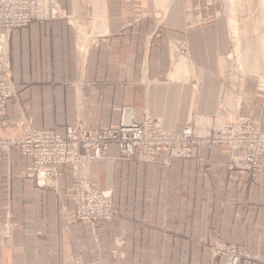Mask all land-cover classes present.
Segmentation results:
<instances>
[{
    "label": "crops",
    "instance_id": "crops-1",
    "mask_svg": "<svg viewBox=\"0 0 264 264\" xmlns=\"http://www.w3.org/2000/svg\"><path fill=\"white\" fill-rule=\"evenodd\" d=\"M157 2L58 0L63 17L13 28L17 98L2 111L3 132L19 133L24 121L62 134L76 122L105 129L124 108L197 135L249 115L264 128V94L223 71L222 25ZM195 150L189 158L160 150L146 162L109 144L85 168L115 210L94 226L74 218L70 171L42 186L18 148L0 152V264H224L216 242L236 243L240 264H264V157L249 172L229 168L223 146Z\"/></svg>",
    "mask_w": 264,
    "mask_h": 264
},
{
    "label": "built area",
    "instance_id": "built-area-1",
    "mask_svg": "<svg viewBox=\"0 0 264 264\" xmlns=\"http://www.w3.org/2000/svg\"><path fill=\"white\" fill-rule=\"evenodd\" d=\"M63 15L64 10L57 0H0V150L16 147L22 155L29 156L32 159L31 175L42 186L55 188L58 166L72 164L76 159H81L76 164L83 166L91 156L100 157L110 143L119 147L122 156L146 162L154 161L160 150H164L167 158H188L196 148L210 144L232 148L230 151L237 153L241 169L255 164L256 158L264 155V130L247 118L224 122L197 135L191 126L180 131L168 130L160 119L149 115L134 119L128 109L117 126L103 130L88 131L81 126H68L65 133L60 134L55 129H35L24 121L19 134H5L1 127L2 111L7 100L17 93L9 75L8 34L13 28L30 22L48 21ZM72 188L76 220L94 226L111 218L106 192L86 180L76 181ZM229 261L235 263L234 253Z\"/></svg>",
    "mask_w": 264,
    "mask_h": 264
},
{
    "label": "rangeland",
    "instance_id": "rangeland-1",
    "mask_svg": "<svg viewBox=\"0 0 264 264\" xmlns=\"http://www.w3.org/2000/svg\"><path fill=\"white\" fill-rule=\"evenodd\" d=\"M157 1L162 4L169 2L171 3L173 2L176 4L183 3L188 9L186 13H189L190 16L193 17L195 20H202L204 22L209 21L208 24L217 23L219 25H222L220 30L221 31L224 30L225 32L224 49H226V53L222 54L220 58L222 67L224 69L223 71L227 72V77H229L233 82L244 80L249 84H251L252 87H254V89L264 94V0H157ZM6 53H7V45H6ZM11 82L13 83L12 80ZM14 86L17 90L15 84ZM12 98L16 99L17 93L16 96ZM128 109L129 108H124L122 110L121 117L124 111ZM241 118L249 119L252 124L259 126L262 131L264 130V128L261 126V123L258 120L252 118L250 115L242 116ZM228 122H234V121H228ZM222 123H224V121L216 120L211 124V127L213 128L214 126H218ZM29 125L31 126L30 123ZM68 126H81V125L77 122L73 124H69L65 127V131ZM50 129H55V128H50ZM83 129L87 130L86 128ZM99 130H103V129H99ZM88 131H94V130H88ZM17 134H11V135H17ZM110 144H114V143H110ZM211 145H216V144H210L208 146ZM219 146L222 145L219 144ZM229 148L230 147H228L227 149L229 150ZM105 149L100 153V157L91 156L90 158H88L89 160L83 163V166H85L84 168H80L83 166L76 164L81 159H76L72 164L69 165L58 166L56 172L57 185L59 179L64 174L65 170H68L70 171L69 174L72 178L71 195L73 192L72 187L73 185H75L76 181L86 180L91 184H93L94 186H96L97 188H99L96 184L90 181L88 172L85 170V168L86 165H88V163L94 160L103 159ZM230 150H232V148ZM230 150H229V162H228L229 168H238L244 171L255 172L259 169L258 160L264 157V155L258 156V158H256L255 160L256 161L255 164L252 163L251 165L248 166V168L241 169V167H239L240 165H239V158L237 156V153L234 154L232 152L233 150L232 151ZM2 151H7V150H0V152ZM195 152L196 150H193L192 156L195 155ZM24 157H28L30 159V164L32 168V159L29 156H24ZM172 157H176V156H172ZM31 173L32 172L30 171V174ZM99 189L103 192H106V194L108 195L109 206L110 209L112 210L111 218L101 221H109L115 215V210L112 201V193L111 191L108 190L105 191L101 188ZM201 242L204 243L205 240H201ZM210 245L215 256L217 257L221 256L223 258L224 264H240L241 259L243 257H246L244 251L240 249L236 243L216 242ZM232 253L236 255L235 263H231L229 261Z\"/></svg>",
    "mask_w": 264,
    "mask_h": 264
}]
</instances>
